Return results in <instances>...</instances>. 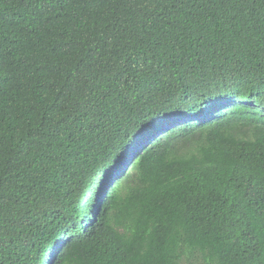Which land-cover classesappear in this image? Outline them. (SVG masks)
<instances>
[{
	"label": "trees",
	"instance_id": "obj_1",
	"mask_svg": "<svg viewBox=\"0 0 264 264\" xmlns=\"http://www.w3.org/2000/svg\"><path fill=\"white\" fill-rule=\"evenodd\" d=\"M55 258L264 264V0H0V264Z\"/></svg>",
	"mask_w": 264,
	"mask_h": 264
},
{
	"label": "snow or ice",
	"instance_id": "obj_2",
	"mask_svg": "<svg viewBox=\"0 0 264 264\" xmlns=\"http://www.w3.org/2000/svg\"><path fill=\"white\" fill-rule=\"evenodd\" d=\"M208 103H209V107H212V106H213V101H212L211 99H209ZM59 253H60V248H59V250L57 251L56 256H57ZM51 264H56V258L51 260Z\"/></svg>",
	"mask_w": 264,
	"mask_h": 264
}]
</instances>
